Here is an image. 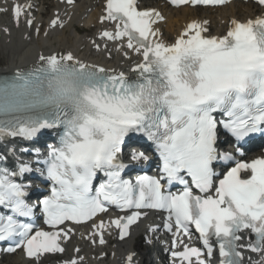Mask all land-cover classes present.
Returning a JSON list of instances; mask_svg holds the SVG:
<instances>
[{
	"label": "snow or ice",
	"instance_id": "1",
	"mask_svg": "<svg viewBox=\"0 0 264 264\" xmlns=\"http://www.w3.org/2000/svg\"><path fill=\"white\" fill-rule=\"evenodd\" d=\"M226 2L170 0L177 7ZM256 2L264 6V0ZM25 11L14 5L17 25ZM105 13L101 22H114L115 31H104L100 38H126L127 49L141 57L130 69L132 78L67 53L41 56L46 66L0 82V140L31 141L45 130L57 137L46 158L34 153V163L42 167L18 162L9 168L8 157L0 153V208L7 210L0 214V242L14 245L7 252L22 249L31 264H40L46 254L65 252L60 241H67L72 230L62 225L87 222L115 206L125 213L136 210L110 222L120 239L141 218L139 210L151 209L167 212L164 227L173 232L174 222L178 238L189 236L194 226L208 258L218 246L220 264H243L241 249L264 253V157L216 171L218 164L234 161L233 152L244 155L241 142L264 132V18L232 20L222 37L206 35L204 23L192 22L174 43L165 44L153 27L163 17L154 9L140 10L137 0H106ZM27 23L31 26L32 20ZM51 23L63 26L58 19ZM221 126L235 138L233 152L219 151ZM137 134L156 145L162 161L159 178L123 179L125 149L132 162L148 159L135 147ZM33 172L50 184V194L38 198V206L53 231H34V209L26 203L30 186L23 183ZM99 173L103 182L93 191ZM174 185L182 187L172 192ZM95 227L104 244L103 222ZM245 230L254 241L241 243ZM204 255L187 245L172 252L179 264H207ZM132 262L129 255L127 264ZM255 264H264V256Z\"/></svg>",
	"mask_w": 264,
	"mask_h": 264
},
{
	"label": "bare ground",
	"instance_id": "2",
	"mask_svg": "<svg viewBox=\"0 0 264 264\" xmlns=\"http://www.w3.org/2000/svg\"><path fill=\"white\" fill-rule=\"evenodd\" d=\"M143 1L145 5L157 7L163 12L165 21L159 29L165 44L175 40L183 32V26L190 21L200 23L206 21L210 29L209 35L220 36L228 27H231L232 20L244 21L264 12L256 6L240 2L215 10L188 8L169 10L156 3V0ZM7 2L11 6L19 4L29 10L35 8L34 25L30 30L26 27L28 15L21 16L17 25L14 17H9ZM103 2L104 0H77L73 7L64 8L53 0H0V8L6 9V13L0 15V53L3 54L0 60L2 61L0 74H6L8 70L31 66L34 62L40 61L41 56L49 57L67 53H71L75 60L82 63H94L108 69L114 66L124 68L127 61L134 60L136 57L128 51L127 59H122L126 51L125 47H121V43L116 45L106 43L104 46L102 44L103 47L99 46L97 50L95 48L96 45H100L96 36L103 27L98 23V19L102 16ZM29 5H31L30 8ZM56 11L58 13L53 17ZM53 19H58L63 24L61 30L47 29L49 22ZM57 25L60 26V24ZM38 28L39 34L34 37L33 30ZM118 48L123 52L117 50ZM102 53L104 54L101 55ZM107 56L111 59H107ZM137 245L134 238L122 242L112 241L111 236L107 234L105 243L98 247L92 245L89 240L78 237L66 246L63 255L67 257L66 260L82 257L80 264H104L106 260L109 261L108 264H127V257L132 255V264H146L148 260L137 252ZM75 248L79 249L77 253L74 251ZM18 260V255L15 254L6 257L2 264H16Z\"/></svg>",
	"mask_w": 264,
	"mask_h": 264
},
{
	"label": "rangeland",
	"instance_id": "3",
	"mask_svg": "<svg viewBox=\"0 0 264 264\" xmlns=\"http://www.w3.org/2000/svg\"><path fill=\"white\" fill-rule=\"evenodd\" d=\"M0 60H2V57L0 56ZM2 65V61L0 62V66ZM137 248V247H136ZM137 250V252L139 253V251H138V249H136ZM141 254V253H140ZM148 260V259H147ZM107 261V260H106ZM106 261L104 262V264L106 263ZM149 261V260H148ZM147 261V263L149 264V262ZM107 264H108V262H107Z\"/></svg>",
	"mask_w": 264,
	"mask_h": 264
}]
</instances>
